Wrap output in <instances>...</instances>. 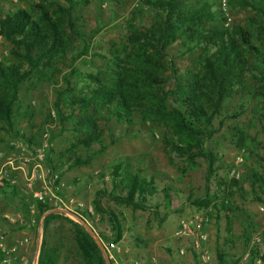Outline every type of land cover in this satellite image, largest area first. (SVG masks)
<instances>
[{
    "label": "trees",
    "instance_id": "obj_1",
    "mask_svg": "<svg viewBox=\"0 0 264 264\" xmlns=\"http://www.w3.org/2000/svg\"><path fill=\"white\" fill-rule=\"evenodd\" d=\"M18 1L26 7H15L0 20V37L10 44L11 58L6 64L0 61V131L12 136L13 141L37 145L31 136L14 130V120L21 109L17 104L20 86L30 78L50 82V75L58 73L56 63L62 64L70 57L69 75H75L83 84L76 87L75 83L70 85L67 78H62L65 88L58 89L53 100L57 121L69 123V131L78 135L75 146H68L60 156L67 167L87 166L93 155L92 144L98 146L99 152L104 149L99 122L130 126L136 118L142 125L161 129L163 150L182 162L177 168L180 177L193 171L198 159L205 163V194L193 205L198 209L206 208L209 181L215 177V159L204 143L214 134L212 122L220 116L224 103L244 91L246 75L258 84L254 98L258 110L264 113V25L256 22L246 27L227 26L223 13L215 8V1L138 0V13L145 9L151 14L149 24L145 27H137L132 22L125 24L121 43L112 45L107 54H94L104 62L103 68L93 74H80L72 65L86 55L88 43L80 30L77 10L88 1ZM226 4L232 9H248L264 18V0H227ZM173 44L182 50L181 55L199 51L192 70L178 74L166 53ZM78 48V53L71 58ZM170 81L171 87L168 86ZM243 111L240 105L237 112L227 115V119H236ZM31 113L30 107L26 106L23 114L30 116ZM256 118L264 132V115L259 114ZM230 138L231 145L245 154L242 155L244 159L254 155L259 162L263 161L252 153L250 148L256 144L243 129H234ZM48 141L50 143V138ZM76 147L85 151L84 157L77 155ZM168 161L171 163L170 157ZM259 167L261 174L252 171L250 184L257 187L259 195H263L264 166ZM48 171L54 173L55 169L48 164ZM140 173V170H129V166L120 161L111 166L108 198L133 211L145 210L147 199L155 192L152 179ZM220 187H223L224 196L231 198L239 184L233 178L228 184L216 181V188ZM9 189V195L15 198L16 189ZM163 192L165 201H168L167 190ZM101 194L105 193L96 192L92 200L96 213L102 212ZM253 199L262 203L258 196ZM20 206L26 208L25 204ZM218 206L227 208L226 200L219 202ZM48 210L37 203L35 222ZM71 213L83 223L90 219L80 208ZM106 217L110 238L98 234L97 238L101 242L116 244L121 238L120 223L111 212ZM56 218L55 214L43 217V232ZM64 221L72 230L77 264H105L97 244L84 227L66 218ZM241 228L242 249L248 251L246 264H253L259 255L264 263V251H260L257 245L249 247L252 233L249 223L241 224ZM260 243L264 247L263 235L259 237ZM45 244L43 236L36 264H59L56 252L48 250ZM215 258L216 264H226L223 254L216 252Z\"/></svg>",
    "mask_w": 264,
    "mask_h": 264
},
{
    "label": "rangeland",
    "instance_id": "obj_2",
    "mask_svg": "<svg viewBox=\"0 0 264 264\" xmlns=\"http://www.w3.org/2000/svg\"><path fill=\"white\" fill-rule=\"evenodd\" d=\"M31 1L37 2V0ZM87 1L86 5H82L77 10L81 22L80 30L84 34V41L88 43L86 55L76 59L72 65L75 72L80 74H93L96 70L102 69L104 62L94 54H107L112 45L116 46L123 41L125 24L132 22L137 27H145L149 24L151 15L145 9L138 13L136 8L139 5L138 0ZM209 1L216 2L215 8L223 13L226 19L224 24L227 26L246 27L247 24L256 22L264 25V18L253 11L232 9L227 6V0ZM15 7L26 6L18 0H0V20ZM9 50L10 44L0 37V61L5 64L11 61ZM78 50L79 48L73 51L71 58L78 53ZM180 52L182 50L176 44L166 51L178 74L187 69L192 70L199 54L197 50L183 55ZM69 58L62 64L56 63L58 73L50 75V82H39L35 78H30L20 86L17 104H20L21 109L14 120V130L31 136L35 144H38L39 136L46 132L50 138V149L45 155L47 159L44 158L38 163L33 161V146L22 142L23 150L15 149L10 145L13 142L12 136L0 131L1 232L7 238L13 236L11 233H16L14 238H26L29 243L27 256L30 259L36 245L35 225L32 221L38 212L33 195L40 194L45 200L44 206L50 211L46 214H55L58 218L48 224L45 232L41 228L37 247L39 249L41 239L45 236L46 248L56 252L59 264L78 262L71 227L64 221L66 218L78 223L65 213L72 212L75 208L85 210L90 216L86 223L90 229L88 227L87 229L99 245L101 244L97 234L99 237L102 235L107 239L110 238L107 214L111 212L116 216L122 230L121 238L117 242L119 253H113L117 263L122 259L123 263L124 260L135 258L140 260L146 258L151 263L150 258L154 257L162 264H189L186 253L192 252V241L189 238L175 240V233L180 223H191L192 227L193 221L206 217L208 224L202 231L206 235L203 246L209 257L208 264H216V252L224 255L226 264H243L242 259L248 251L243 252L242 249L239 221L241 218L244 219V216H248L255 224L250 242L253 237L259 238L263 235L264 229V194L259 195L256 192L257 187L250 184L251 172L261 174L259 166H264V132L256 118L264 113L258 110L257 100L254 98L258 84L246 75L244 91L226 101L220 116L212 122L214 134L205 141L204 147L212 152L215 159V177L209 181L207 207L198 209L193 202L201 200L205 194V163L198 159L197 167L180 177L177 168L182 166V162L167 155L163 150L160 140L161 129L142 125L136 118L134 124L130 126L110 123L105 125L99 122V127L103 131L101 140L104 149L99 152L98 146L92 144L90 150L93 155L87 166L67 167V163L60 156L68 146H75L78 135L69 131V123L60 124L57 121L53 100L55 92L65 88L62 78H67L70 85L75 83L76 87L83 84L75 75H69ZM168 86L171 87V81ZM240 105L244 108L243 113L236 119H227V115L237 112ZM26 106L30 107L32 112L30 116L23 114ZM236 128L243 129L244 133L255 142L256 145L250 149L263 161L259 162L254 155L246 156L244 159L242 155L245 154L231 145L230 133ZM75 150L77 155L85 156V151L81 148L76 147ZM168 157L171 158V163ZM119 161L127 164L129 170H140V175L152 179L155 193L147 199L145 210L133 211L108 198L107 193L111 189L110 168ZM35 164H38L37 169L44 175V180L36 181L27 188L26 179ZM48 164L50 167L53 166L54 173H57V180L53 184L46 174ZM13 169L17 170L16 174L12 173ZM231 178L238 181L239 187L233 191L234 195L231 198H226L225 192H222L223 187L216 188V181L228 184ZM54 185H57V191L53 190ZM9 187L16 189L15 198L9 195ZM163 190H167L168 201L163 197ZM96 192L105 193L99 198L101 213L93 210L92 200ZM55 195L57 200L54 201L52 196ZM254 196H258L262 203L255 201ZM225 200L227 208L220 209L218 203ZM20 204H25L26 208H22ZM216 206L218 212L214 209ZM12 227L14 229H11ZM257 246L260 251L263 250L261 243ZM180 250L182 255H179ZM104 258L107 264H111L106 255ZM198 262L196 264H200Z\"/></svg>",
    "mask_w": 264,
    "mask_h": 264
},
{
    "label": "built area",
    "instance_id": "obj_3",
    "mask_svg": "<svg viewBox=\"0 0 264 264\" xmlns=\"http://www.w3.org/2000/svg\"><path fill=\"white\" fill-rule=\"evenodd\" d=\"M49 137L46 132L42 133L39 137L38 144L36 146H33L32 148V160L35 162H42L46 153L50 149V143L48 141ZM12 147L15 149H21L23 150V143L18 141H13L10 143ZM38 164H35L33 168L30 171L29 176L27 177V188H30L33 183L36 181H43L44 175L39 171ZM1 174V172H0ZM46 174L48 175V179L53 184L57 180V174L56 173H50L48 170H46ZM0 187H2V182L0 181ZM53 190L57 191V185L53 186ZM33 197L35 198L36 203L41 204L44 206L45 200L40 194H34ZM52 198L57 200L56 195L52 196ZM50 211H47L43 213L37 220V222L32 221L35 225V233H36V245L35 250L32 252V257L29 259L27 254L29 253V243L26 238L23 237H17V238H7L1 230H0V264H36L37 254H38V240L41 235V228H42V219L45 216L46 213H49ZM71 218H74L78 221V224L84 225V229L89 226H87L86 223L81 222L79 219H77L71 211L66 212ZM208 224V219L206 217L204 218H198L195 221H193V226L191 227V223H180L178 231L175 233V240L180 238H189L192 241L191 248L194 251V253L197 255V258L200 262V264H208L209 257L207 255V252L204 250L203 244L206 241V235L203 233L204 227ZM85 229V230H86ZM88 229L86 230L88 232ZM88 234L91 236V234L88 232ZM92 237V236H91ZM93 238V237H92ZM94 239V238H93ZM98 239V238H97ZM95 240V239H94ZM99 240V239H98ZM100 244L99 247L103 248L102 251L104 255H106L107 259L111 264H119L115 261L113 257V253H119L117 243H106L101 242L99 240ZM259 244V238L258 236H255L252 238L250 242V246L252 245H258ZM179 255H182V251H179ZM152 262V260H151ZM121 264H125L124 262ZM128 264V263H127ZM129 264H140L139 259H131ZM253 264H263L260 260V255L257 256Z\"/></svg>",
    "mask_w": 264,
    "mask_h": 264
},
{
    "label": "crops",
    "instance_id": "obj_4",
    "mask_svg": "<svg viewBox=\"0 0 264 264\" xmlns=\"http://www.w3.org/2000/svg\"><path fill=\"white\" fill-rule=\"evenodd\" d=\"M13 172L12 173H15L16 174V172L15 171H17L16 169H13L12 170ZM239 223H241V224H244V223H246V224H248L249 223V226H250V228L252 229V231H254V227H255V224L252 222V219L250 218V217H248V216H244V219L243 218H241V220L239 221ZM11 229H14V227H12ZM240 231H242V228H241V230ZM241 233V232H240ZM263 236H264V229H263ZM13 236H11L10 238H13V237H16L15 235H16V233L15 234H13V233H11ZM9 238V239H10ZM204 246H205V244H204ZM262 251H264V247H263V250ZM186 254H188V256L186 255V257L189 259V264H196L197 263V261H199L198 260V258H197V255L193 252V250H192V252H189V251H187V253ZM245 256H244V258L242 259L243 261H244V263L243 264H246V262H247V259L245 260V257L247 256L246 255V253L244 254ZM194 256H195V258H194ZM123 260V259H122ZM122 260L120 261V263L119 264H121L122 263ZM150 260H152V262L151 263H149V261L146 259V258H143V259H139V261H140V264H162V263H159V262H157V260H155V258L154 257H151L150 258ZM246 261V262H245ZM125 264H129V262H130V259L129 260H124L123 261ZM199 263V262H198ZM264 264V263H263Z\"/></svg>",
    "mask_w": 264,
    "mask_h": 264
},
{
    "label": "water",
    "instance_id": "obj_5",
    "mask_svg": "<svg viewBox=\"0 0 264 264\" xmlns=\"http://www.w3.org/2000/svg\"><path fill=\"white\" fill-rule=\"evenodd\" d=\"M66 213V212H65ZM83 226H85V224L83 225ZM86 229V228H85ZM87 230V229H86ZM92 238V237H91ZM93 239V238H92ZM94 240V239H93ZM95 241V240H94ZM95 243L97 244V242L95 241ZM97 246H98V248H99V250H100V252H101V254H102V257H103V259H104V262H105V264H107V262L105 261V258H104V253H103V251H102V249L99 247V245L97 244Z\"/></svg>",
    "mask_w": 264,
    "mask_h": 264
}]
</instances>
